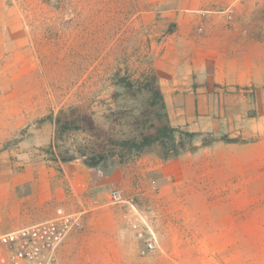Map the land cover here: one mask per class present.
Returning <instances> with one entry per match:
<instances>
[{
    "label": "rangeland",
    "instance_id": "374dc122",
    "mask_svg": "<svg viewBox=\"0 0 264 264\" xmlns=\"http://www.w3.org/2000/svg\"><path fill=\"white\" fill-rule=\"evenodd\" d=\"M202 1L0 0V150L10 154L3 163L18 169L25 161H49L46 152L54 140L41 147L33 142L39 139L38 123L70 107L92 112L95 122L108 133L114 131L117 138L131 136L132 114L141 111L145 96H121L125 91L115 84L121 77L136 81L152 71L158 43L176 31L180 12L196 9ZM55 131L56 126L53 136ZM55 144L58 152L78 154L79 150L89 152L92 139L81 132L67 133ZM122 161L136 178L123 191L125 202L120 205L133 210L125 224L130 227L137 214L145 216L159 234L160 248L143 255L142 242L129 228L124 235L108 237L112 259L99 258L95 264L210 262L213 236L201 234V224L195 220L208 212L210 204L200 196H230L225 199L229 202L213 204L222 215L226 210H247L248 195L264 194L256 181H246L238 165L234 171L220 172L216 187L185 184L165 173L169 160L163 159L157 146L139 155H126ZM226 179H232V185L223 186ZM84 229L83 220L82 229L73 232L62 246L82 235ZM88 242H81L87 252ZM4 252L0 242V264ZM80 253L74 251L71 259ZM239 253L251 260L258 254ZM77 264L86 263L80 260Z\"/></svg>",
    "mask_w": 264,
    "mask_h": 264
},
{
    "label": "crops",
    "instance_id": "0c3cea01",
    "mask_svg": "<svg viewBox=\"0 0 264 264\" xmlns=\"http://www.w3.org/2000/svg\"><path fill=\"white\" fill-rule=\"evenodd\" d=\"M187 11L180 12L176 31L158 43L153 68L172 126L198 134L194 146L199 148L167 161L164 171L185 184L213 188L219 185L220 172L234 171L238 165L248 183L256 181L264 188V0H203ZM38 125L39 139L33 142L50 145L55 125ZM205 135L239 142L202 147ZM8 155V150H0V237L47 221L63 208L83 213L85 229L60 247V264L112 259L108 237L125 234L133 210L110 207V192L124 191L135 175L120 163L90 168L81 158L66 163L25 161L16 169L3 163ZM225 181L223 186L233 183ZM228 197L200 196L210 207L195 220L201 234L213 236L214 253L202 264H264V194L248 195L247 210L220 215L213 204L229 202ZM85 239L88 252L81 247ZM78 250L79 256L71 259ZM240 250L258 254L248 260Z\"/></svg>",
    "mask_w": 264,
    "mask_h": 264
},
{
    "label": "trees",
    "instance_id": "16d2710c",
    "mask_svg": "<svg viewBox=\"0 0 264 264\" xmlns=\"http://www.w3.org/2000/svg\"><path fill=\"white\" fill-rule=\"evenodd\" d=\"M125 91V97L145 96L142 109L137 114H132V127L134 133L127 138H117L113 132L108 133L94 120L93 113L86 112L81 106L70 107L54 118L49 115L39 122H52L56 126L54 141L47 150L52 162H70L83 158L90 168H108L113 165L114 159H119L123 164L126 155H139L150 147L157 146L165 160L179 157L186 152H195L199 147L194 146L198 134L172 126L167 111L166 102L154 68L144 75L142 79L133 81L121 77L115 84ZM117 93V92H116ZM119 94L115 95L118 96ZM81 132L88 134L92 139V147L88 151L58 152L56 142L63 140L65 134ZM202 147L214 145L218 141L225 143H238L239 140L227 136L216 138L212 135L203 136ZM188 144L191 145L188 148ZM109 146L111 147L109 149Z\"/></svg>",
    "mask_w": 264,
    "mask_h": 264
},
{
    "label": "built area",
    "instance_id": "2783aa9c",
    "mask_svg": "<svg viewBox=\"0 0 264 264\" xmlns=\"http://www.w3.org/2000/svg\"><path fill=\"white\" fill-rule=\"evenodd\" d=\"M232 19V14L229 17ZM110 202H125L123 191L113 189ZM83 227V213H70L63 208L55 216L31 226L22 227L0 237L5 252L2 264H60L58 252L66 239ZM131 231L142 242L141 253L147 255L160 248V237L154 226L141 214L130 224Z\"/></svg>",
    "mask_w": 264,
    "mask_h": 264
}]
</instances>
